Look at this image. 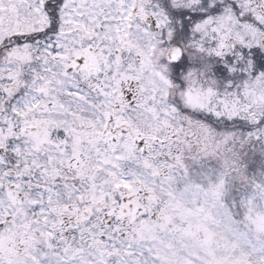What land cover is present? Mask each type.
<instances>
[{"label":"snow or ice","instance_id":"1","mask_svg":"<svg viewBox=\"0 0 264 264\" xmlns=\"http://www.w3.org/2000/svg\"><path fill=\"white\" fill-rule=\"evenodd\" d=\"M0 264H264V0H0Z\"/></svg>","mask_w":264,"mask_h":264}]
</instances>
